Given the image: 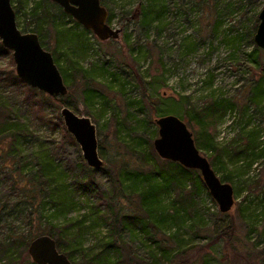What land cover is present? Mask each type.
<instances>
[{
	"label": "rangeland",
	"instance_id": "1",
	"mask_svg": "<svg viewBox=\"0 0 264 264\" xmlns=\"http://www.w3.org/2000/svg\"><path fill=\"white\" fill-rule=\"evenodd\" d=\"M147 1L105 0L102 3L111 15L108 23L121 29L117 39L99 40L80 24L73 29L87 31L83 34L86 48L78 61L84 69H91L106 101L102 108L97 104L88 108L82 85H79V73L70 69L72 65L68 60L71 58L64 56L63 48L54 49L56 38L52 25L72 28L75 20L51 0H11L19 27L24 31L39 32L40 41L51 53L55 50V57L60 66L68 70L73 84L66 96L58 97L63 101L62 105L56 106L50 101L45 104L51 123L30 119L20 151L23 159H18V155L16 161L12 159L0 143V258L14 244L11 248L14 256L8 264H34L23 249V242L41 234L50 224L70 225L74 232L79 226L77 220L83 215H86V221L82 224L79 240L85 250L96 251L99 244L110 238L111 230L122 246L124 259L127 254L146 259L149 244L146 236L133 223L120 222L117 228H112L97 217L95 208L103 207L99 193L108 196L112 192L115 196L111 203L120 214L133 213L138 207L136 194L127 192L123 197L115 177L120 166L129 171L137 168L136 157L131 152L132 138L157 135V127L150 121L152 117L166 113L183 117L185 112L204 101L216 98L233 104L213 129L219 145L236 146L244 138L246 143L245 136L252 129H258L260 139H264V93L256 97L258 103L249 102L248 97L262 73L247 56L257 48V59L264 65V50L253 42L264 0H161L159 2H164L165 8L160 18L151 24L141 21L140 16L133 17L138 4ZM35 4L39 6L38 11L32 7ZM11 58L9 50L0 54V96L7 100L6 103L18 106L24 87L10 82V75L15 74ZM67 85L70 86L71 81L68 80ZM62 106L90 117L96 126L97 138L104 143L111 141L108 156L114 161L107 163L99 154L103 160L102 169L86 171L79 161L78 144L63 137L61 127L54 124ZM6 116L13 119L7 109L4 116H0V123ZM135 120H144V128L137 122L134 124ZM187 127L193 134L196 128ZM198 149L210 162L213 153L207 152L202 145ZM45 151L50 152L63 169L62 176L76 203V209L66 215L52 216L50 209H42V201L32 203L33 198L24 193L25 185L21 184L25 177L20 169L16 170V162L20 160L25 173L37 172V157ZM83 162L86 165L84 159ZM239 163L235 166L212 164L219 178L225 171L233 170L229 181L235 199L232 209L221 213L205 185L198 186L193 197L194 207L187 208L188 216L184 222L167 225L171 230L163 237L169 240L171 248L179 249L170 252L168 260L185 252L174 260H187V264H264V219L261 215L264 155L256 157L249 168L243 163L239 168ZM86 175H90L88 179L92 181L84 185L82 179ZM166 205L171 208L170 203ZM195 218L201 222L192 223L191 219ZM230 221L233 222V242L225 243L221 238L215 240L216 234ZM82 255V250H75L73 263L83 264ZM121 262L122 258L118 264ZM163 264L169 263L165 260Z\"/></svg>",
	"mask_w": 264,
	"mask_h": 264
},
{
	"label": "trees",
	"instance_id": "2",
	"mask_svg": "<svg viewBox=\"0 0 264 264\" xmlns=\"http://www.w3.org/2000/svg\"><path fill=\"white\" fill-rule=\"evenodd\" d=\"M100 1L104 4L105 0ZM159 1L161 0H148L146 3L138 4L133 12V17L140 16L142 19L141 21L151 24L152 21L160 18V13L165 8L164 2ZM32 7L35 11H38L39 9V6L36 4ZM110 19L111 15L108 16L109 22ZM16 23L19 27L17 21ZM73 24L72 28H70L71 26L65 27L62 24L52 25V30L53 32L55 31L56 38L54 49L63 48L64 56H66V58H71V61L68 60L72 65L70 69L79 73V85H82V95L88 108H91L94 104H97L102 108L106 103L104 100V94L101 92L98 84L95 83L96 81L93 79L94 76L91 74V69H84L80 66L78 61V58L82 57L86 48L83 34L87 33V31L81 27L80 31H75L73 29L78 28L79 25L76 21H73ZM20 30L23 32H31L24 31L22 28H20ZM33 32L35 31L33 30ZM35 33L39 35V32ZM40 44L44 47L41 41ZM7 51L8 50L4 48L0 42V54ZM257 51L258 49L254 48L252 52L247 54L249 62L257 66L262 73V77L257 80L251 88L249 92L251 95H248L249 102L251 101L255 103L259 102L258 99L256 100V97L261 96L264 93V65L260 64L258 61V56L256 55ZM52 53L66 85L68 80L71 81V85H67L68 94L72 87L73 80H70L71 76L68 73V70L60 66L59 60L54 55L55 50L52 49ZM74 65H76V67ZM10 78V82L14 84L20 83L24 88L22 89L23 94L18 106L8 104L9 102L6 103L7 100L0 96V116L3 117L7 109L8 112L13 115V119L6 116L0 123V143H2L8 150V155L16 161V155H18V159H23V157L20 156V151H22V141L25 140V131H28L30 119L34 118L44 123H51V119L47 118L46 115L45 104L50 101L57 106L62 105L63 101L58 98L59 96L47 95L41 91L37 92V89L24 84L16 74H11ZM232 105V102L210 98L204 101L200 106L192 108L189 112H185L186 115L183 116L187 125L192 126L193 129L196 128L193 132L196 147L198 148L202 145L207 152L213 153L211 154V167L213 163L217 162L225 166H235L241 162V164L239 163V168H241L242 163L244 164V167L246 166L249 168L256 157L264 155V139H260V132L258 129L250 130L245 136L247 137V142L244 143L246 139L244 138V141L241 142V140H239V144L236 146L230 145L229 147H224L215 141L213 129L215 128L217 121L222 118L225 111L232 108ZM55 118L57 122H54V124L61 127L63 137L74 143V139L66 131L59 113L56 114ZM151 119L152 120L150 121L154 122L155 118L152 117ZM133 122L135 124L137 121L135 120ZM137 125L142 128L144 126V120L137 122ZM156 136L157 135H153L148 138L141 136H136V138L133 137L132 144L134 147L131 148V152H133L136 157V166L138 169L136 168L129 171L123 169V166H120L118 174L115 177L116 182L119 185V191L123 197L127 195V192L136 194L138 207L135 208V211L130 214H120V210H114V206L111 203L115 196V193L113 192L108 196L99 193L98 197L100 199V204H102L103 207L100 208L98 206L95 208V212L98 214L97 217L108 222L112 228H117V224L120 222L129 224L133 223V225L138 228L139 232H142L149 241L147 246L148 255L146 259L142 257L140 258L134 254H127V257L124 259V257H122V246L118 243V240H116L115 232H112L111 230L109 231L110 238L99 244L96 251L85 250L82 242L79 240L83 230L82 224L86 221V219H84L86 215H83L82 219L77 220L79 226L75 228L74 232H71V228H69L70 225L55 226L50 224L45 227L41 233L53 237L56 241L57 248L66 254L72 262H74L75 250L80 249L83 251V264H118L120 258H122L121 264H163V261L165 260L169 264H187V260L181 262L174 260L185 252L168 260V254L172 251L177 252L179 249L171 248L169 240H166L163 236L171 228L168 229L167 225H170L173 222H184L185 218L188 216L186 215L187 208L194 207L195 203L193 197L196 193L197 187H203L204 183L197 170L188 169L177 162L160 158L154 151L152 145V141ZM110 143L111 141H106L104 143L103 140H100V138L98 139L99 154L107 163L111 160L114 161L113 157L110 158V156H108V147ZM37 161V172L33 171L30 173L24 172V166H21L19 163L20 160L16 162V170L20 169L21 175L25 177V181L21 183L25 185L24 193L34 200L31 202L35 203L42 201V209H50L52 216L66 215L70 210L76 209V203L72 196V192L69 190V187L66 185L65 179L62 176L63 169L60 167L59 163L56 162V159L50 156V152L45 151L41 156L37 157ZM79 161L81 164L83 163V167L86 168V171H95L85 165L81 156H79ZM232 171L233 170L231 169L228 170V172L225 171V174L220 179L229 182L232 179ZM111 175L112 173L110 176ZM88 178H90V175H86V177L82 179L84 185H87L92 181ZM113 184L114 182H112V186ZM166 203H170V209ZM261 215L264 219V204L261 207ZM189 216L197 217L196 215ZM191 220L192 223L195 224L199 221L201 222V219L199 218ZM229 223L230 224H228L222 231L216 234L215 240L221 238L225 243L228 242L231 244L233 242L231 237L233 222L230 221ZM130 229L132 230L131 227ZM176 229L177 228H174V231H176ZM41 234L39 233L35 235V237ZM29 242L30 240L23 242L24 250H27L26 248ZM11 245V248H13L14 244ZM11 248L8 247L6 249L2 256L3 258H0V264H8L9 260L13 259L14 250Z\"/></svg>",
	"mask_w": 264,
	"mask_h": 264
},
{
	"label": "water",
	"instance_id": "3",
	"mask_svg": "<svg viewBox=\"0 0 264 264\" xmlns=\"http://www.w3.org/2000/svg\"><path fill=\"white\" fill-rule=\"evenodd\" d=\"M84 29L99 40L117 39L120 28L108 23L109 12L100 0H51ZM0 42L9 50L16 76L26 85L47 95L65 96L68 87L52 53L45 49L35 32H23L17 26L11 0H0ZM253 42L264 50V6L258 13ZM66 131L78 144L86 165L94 170L103 167L99 155L97 130L90 117L79 115L67 106L59 110ZM157 136L152 145L165 160L197 170L210 196L221 213L229 212L235 202L233 186L222 181L195 145L184 117L166 113L155 117ZM27 253L34 264H74L61 252L53 237L41 234L30 240Z\"/></svg>",
	"mask_w": 264,
	"mask_h": 264
}]
</instances>
